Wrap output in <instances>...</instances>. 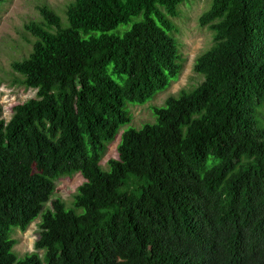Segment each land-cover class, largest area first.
<instances>
[{
	"label": "trees",
	"instance_id": "trees-1",
	"mask_svg": "<svg viewBox=\"0 0 264 264\" xmlns=\"http://www.w3.org/2000/svg\"><path fill=\"white\" fill-rule=\"evenodd\" d=\"M183 2L72 0L65 25L41 6L42 23L25 26L34 41L10 68L34 97L6 122L0 109V264H42L12 252L11 229L37 217L43 264H264V0H210L197 18L212 39L193 61L201 82L123 130L99 167L126 104L177 78ZM74 173L68 209L49 197Z\"/></svg>",
	"mask_w": 264,
	"mask_h": 264
},
{
	"label": "rangeland",
	"instance_id": "rangeland-1",
	"mask_svg": "<svg viewBox=\"0 0 264 264\" xmlns=\"http://www.w3.org/2000/svg\"><path fill=\"white\" fill-rule=\"evenodd\" d=\"M72 0H2L0 3V109L1 118L6 122L13 105L21 104L34 97L32 89L25 88L21 77L14 73L10 64L19 61L30 52L33 36L25 29L30 23L41 24L38 8L45 6L65 25L64 11ZM210 0H185L178 6L177 16L171 19L174 26L172 35L176 40L177 51L180 56V72L167 88L158 91L143 105L126 104V110L131 116L127 126L119 129L114 139L105 146L99 161L101 170H107V160L116 157V147L119 143L120 133L127 128L138 129L145 123L154 121L151 107L161 106L167 96H175L180 90L188 91L199 84L201 76L192 71L194 59L207 50L212 43L211 33L197 25V18L209 7ZM255 115L258 127H264V104ZM212 159L205 163L210 167ZM83 182L78 173L60 176L53 181V191L49 199H58L65 208H71L73 196L77 187ZM49 203L44 204V208ZM79 213L80 211H76ZM39 217L34 219L23 231L11 229V238L14 240L12 252L18 257L35 253L43 264L41 251L34 250V242L38 234Z\"/></svg>",
	"mask_w": 264,
	"mask_h": 264
}]
</instances>
